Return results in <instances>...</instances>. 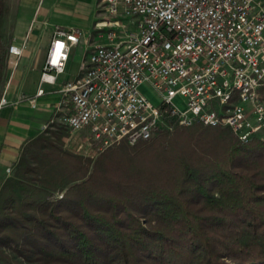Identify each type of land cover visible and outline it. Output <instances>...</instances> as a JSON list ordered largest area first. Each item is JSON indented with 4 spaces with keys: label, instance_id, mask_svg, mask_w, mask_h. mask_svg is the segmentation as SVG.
Masks as SVG:
<instances>
[{
    "label": "trees",
    "instance_id": "obj_1",
    "mask_svg": "<svg viewBox=\"0 0 264 264\" xmlns=\"http://www.w3.org/2000/svg\"><path fill=\"white\" fill-rule=\"evenodd\" d=\"M164 117L97 157L30 140L0 188V264H264V141Z\"/></svg>",
    "mask_w": 264,
    "mask_h": 264
},
{
    "label": "built area",
    "instance_id": "obj_2",
    "mask_svg": "<svg viewBox=\"0 0 264 264\" xmlns=\"http://www.w3.org/2000/svg\"><path fill=\"white\" fill-rule=\"evenodd\" d=\"M100 11V41L59 88L51 123L88 130L99 152L169 128L166 112L181 126H223L243 142L264 141V0H101ZM82 35L55 28L37 96L57 84ZM21 52L12 45L13 55Z\"/></svg>",
    "mask_w": 264,
    "mask_h": 264
},
{
    "label": "crops",
    "instance_id": "obj_3",
    "mask_svg": "<svg viewBox=\"0 0 264 264\" xmlns=\"http://www.w3.org/2000/svg\"><path fill=\"white\" fill-rule=\"evenodd\" d=\"M100 2L101 0H25V10L28 12L36 7L39 27L47 23L55 28L80 29L83 32L81 43L74 51L81 49L85 56L91 46L100 41L95 32L96 21L101 16ZM35 34L32 40L28 36L25 39L22 84L17 92L15 79L19 78V72L18 75L14 72L11 84L8 85V100L0 107V188L9 177L8 170L14 168L19 160L24 147L30 140L41 135L45 125L55 117L62 100L59 88L71 81L62 77L66 74L65 71L58 77L55 86L46 85L45 94L37 96L45 57L54 33L39 42ZM33 49L34 59L29 64L27 57ZM29 79H32L30 83ZM33 98L36 99L35 106L29 105Z\"/></svg>",
    "mask_w": 264,
    "mask_h": 264
},
{
    "label": "flooded vegetation",
    "instance_id": "obj_4",
    "mask_svg": "<svg viewBox=\"0 0 264 264\" xmlns=\"http://www.w3.org/2000/svg\"><path fill=\"white\" fill-rule=\"evenodd\" d=\"M38 23L36 7L26 12L25 0H0V104L3 98L7 102L11 75L18 70L19 63L14 67L13 60L20 59L26 36L32 40ZM12 45L22 50L20 55L11 53Z\"/></svg>",
    "mask_w": 264,
    "mask_h": 264
},
{
    "label": "rangeland",
    "instance_id": "obj_5",
    "mask_svg": "<svg viewBox=\"0 0 264 264\" xmlns=\"http://www.w3.org/2000/svg\"><path fill=\"white\" fill-rule=\"evenodd\" d=\"M54 31H55V27L49 26V24H47V23L43 24L41 27L38 26V31H36V34H35L38 37L37 42H39L41 39L42 40L47 39L48 36L50 35V33H54ZM24 50L25 49H23V54L20 57V59L16 58L15 60H13V62H14L13 66L14 67H17V63H19L18 70H17V75H18V72H19V75L17 77H19V78L21 77V80H18L19 78L15 79V82L17 84V86H16L17 92H18L20 85L22 84L20 82H22V80L24 78V75H23V73L25 71V68H24V61H25ZM34 54H35V51L33 49L30 52L29 56L27 57L28 58L27 61L29 64H30V62L33 61ZM83 58H84V53L82 52L81 49H78V50H75L74 52H72V56L70 58V61L67 64L66 74L63 75L62 77L74 80L80 72V64H81ZM28 63H27V67L29 66ZM30 80H32V79H29V83H30ZM4 90H6V89H4ZM141 90L152 101V103L155 106L161 105L162 101H161L158 93L155 90H153V88H151L149 85H147V84L142 85ZM178 101L180 103L183 102V100L180 98L178 99ZM53 118L51 120H53ZM51 120L45 125V127L43 129V133L47 134V133H50L51 131L61 130V131L65 132V137L63 138L64 142H65V148H67L70 151H73L75 153L82 154L84 156H89V157H97L98 156V154L100 152L98 151V148L95 146V144H93V142L89 139L88 130H85L84 132L83 131L82 132H72V131L68 130L67 128L63 127L62 125H60L58 123H51ZM13 173H14V168H12L11 171L9 172V176L13 175Z\"/></svg>",
    "mask_w": 264,
    "mask_h": 264
}]
</instances>
